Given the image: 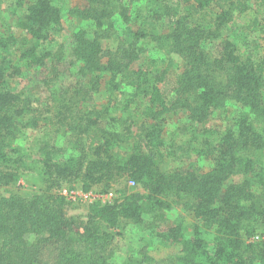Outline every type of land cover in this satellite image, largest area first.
Instances as JSON below:
<instances>
[{
    "label": "trees",
    "instance_id": "1",
    "mask_svg": "<svg viewBox=\"0 0 264 264\" xmlns=\"http://www.w3.org/2000/svg\"><path fill=\"white\" fill-rule=\"evenodd\" d=\"M10 1L14 14L20 7L15 22L20 32L0 34V187L27 166L17 140L26 129H39L54 118L59 126L54 130L60 129L67 147L38 145L42 175L79 176L84 190L122 178L146 192L129 193L119 203H91L85 221L66 214L63 195L4 196L0 264H111V229L122 221L145 229L163 245H179L178 254L159 264H264V242L243 239L264 223V198L256 201L251 186L258 178L264 184V57L253 55L248 43L235 44L229 25L235 13H249L248 27L264 34V0H84L68 15L90 20L94 35L74 30L65 56L51 46L66 19L58 3L63 0ZM104 39L116 45L102 57ZM148 47L167 59L175 53L181 67L176 73H168L169 64L156 69L157 58L147 54ZM61 58L69 67L59 73ZM31 70L33 80L48 75L40 78L51 94L42 111L10 85ZM61 76L71 79L62 82ZM105 82L112 93L102 90ZM99 91L108 93L106 103L85 108L83 102ZM116 91L124 93L119 112L141 120L138 132L118 130L110 114ZM230 99L241 107L231 125L207 127L206 119L215 111L224 114ZM51 103L57 110L49 112ZM172 112L184 113L186 120L168 124ZM65 151L69 155L63 156ZM192 153L210 158L212 167L200 172L191 163L172 170L159 165L164 157ZM235 176L241 179L234 181ZM170 196L183 199L198 223L171 222ZM201 226L213 228L209 240Z\"/></svg>",
    "mask_w": 264,
    "mask_h": 264
},
{
    "label": "rangeland",
    "instance_id": "2",
    "mask_svg": "<svg viewBox=\"0 0 264 264\" xmlns=\"http://www.w3.org/2000/svg\"><path fill=\"white\" fill-rule=\"evenodd\" d=\"M0 34L8 33L13 31L15 33H19L15 22L16 15L20 12V7H18L15 11V14L11 10L15 4L10 0H0ZM172 3H177V0H171ZM62 8L63 15L66 16L64 21V26L60 34L54 37L55 41L52 43L53 51L59 52L62 50V55H67L68 49L71 46V33L78 28H82L85 30V34L87 37H93L94 26L90 20H77L72 16L68 15V11L76 6H84V0H63L58 2ZM181 9H185V6L181 3ZM185 10L182 12V16L186 18V15L183 14ZM250 17L249 13H235L233 15V19L230 22V26L233 28L232 41L237 44L244 46V43L247 44V49H251L253 55H257L260 57H264V34L258 31L256 26L252 27L250 25ZM186 20V19H184ZM168 21H166V24ZM158 25L162 26L163 22L158 23ZM167 27V26H166ZM246 36V37H245ZM246 41V42H245ZM103 48H102V57H105L107 50L114 49L116 42L114 39H104L102 40ZM61 53V52H59ZM147 54L150 56L157 58L156 69L165 68L169 64L168 73H176V66L182 65L180 62V57L175 53L171 54L169 57L170 60L167 59V54L163 51H155L152 47H148ZM68 58V57H67ZM70 59V58H69ZM104 59V58H103ZM155 65V64H154ZM69 64L68 59L58 63L57 67L59 73L68 70ZM73 73H76L74 66L71 68ZM180 69V68H179ZM264 73V65L262 67ZM34 70H31L30 74H27L23 78L10 80V85L15 88L16 91H23L27 93L31 99L35 100L33 104L34 108H38L39 111L49 107L47 105L50 100V90L47 85H44L41 79H46L48 77L47 73H44L39 77V79L33 80L34 74L36 73ZM28 73V72H27ZM67 75V74H66ZM69 76V75H68ZM74 79H81L79 76L72 74ZM32 77V78H31ZM67 76H61L59 79L62 82L66 79ZM41 78V79H40ZM69 81L71 78L67 77ZM56 81V80H55ZM50 86V85H49ZM67 84L65 85V87ZM51 88V87H50ZM107 91L108 93H112L111 84L105 82L103 84L102 90ZM128 91L130 88L125 87ZM104 91H99L94 96H92V100L83 102V104L78 105L82 108H89L94 105L95 107H101L106 103L108 93ZM120 92L115 93V105L110 107V114L113 115L116 120V125L118 126V130L122 133L126 131H131L132 133L138 132L137 128L140 125V121L132 120L130 117L129 111L119 112L121 109L120 98L124 95ZM47 95L48 97H45ZM119 95V97H118ZM118 97V99L116 98ZM39 99V100H37ZM47 101V102H46ZM54 103L50 104L49 112H53L57 110L54 108ZM224 114L220 111H215L210 117L206 120V125H215L220 129H223L229 125H231L234 116L237 114V111L241 109L238 104H235L233 100H229L224 104ZM51 117V115H50ZM56 119L52 118V121H49L43 124L39 129H31L28 128L25 130V133L21 137V139L17 140V145L20 149L24 151L26 154V164L24 170L19 172V176L16 180L11 182L9 185L5 187H0V198L7 197L9 195H14L18 197L30 196L36 193L42 194H55V195H63L66 197L68 201L66 214L68 216L75 217L80 221H85L87 219L86 214L88 212V206L91 203L99 202L100 204H112L119 203L123 200L124 196L129 193L138 192L144 193L146 189L137 183H133L131 180L119 179L111 181L109 184L105 182L98 183L92 185L89 189L84 190L82 188V183L79 176L72 177L69 179H55L53 177L48 178L46 175H42L40 173L41 161L40 156L37 154L38 145L42 142H46L50 145H54L56 147H62L63 149L67 147L65 143V138L59 133L55 131L54 128H58L59 126L54 123ZM185 115L182 112H172L167 114V122L170 125H177L180 122L185 121ZM70 151H65L63 156L69 155ZM77 154V152H76ZM178 154L175 156L164 157L159 159V165L162 170H172L176 167H187L190 163L198 169L200 172L208 171L212 165L213 161L210 158L204 157L197 153L189 154L187 158L178 157ZM93 156H87L86 159H89ZM183 161V162H182ZM234 181H238L241 179L240 176H235ZM260 178L251 182L252 190L255 195L256 201L264 198V184L260 182ZM170 203L172 204L171 210L168 212V219L171 222L175 219H181L187 225L190 226L192 223H198L197 220L192 216L191 213L186 211V208L183 206V199L179 201L176 197L170 196ZM264 202V200H263ZM258 204V202H257ZM262 209H264V204L260 205ZM247 225H252L253 222H247ZM257 224V223H256ZM257 229L253 232V234L249 237L246 235L243 236V239L246 241H263L264 240V223H260L257 225ZM202 236L209 240V238L213 235V228H207L201 226ZM188 231H191V228H188ZM112 234H114V239L112 241L111 246L113 247V256L111 260V264H133L131 260H135L138 264H159L160 261L176 255L179 253L180 248L179 245H163L160 243L159 238L155 235H148V231L145 229L140 230L138 227H134L131 224L122 221L116 227L111 229ZM154 241L151 243V241ZM135 263V264H137Z\"/></svg>",
    "mask_w": 264,
    "mask_h": 264
},
{
    "label": "built area",
    "instance_id": "3",
    "mask_svg": "<svg viewBox=\"0 0 264 264\" xmlns=\"http://www.w3.org/2000/svg\"><path fill=\"white\" fill-rule=\"evenodd\" d=\"M264 237V236H263ZM263 242H264V240H263Z\"/></svg>",
    "mask_w": 264,
    "mask_h": 264
}]
</instances>
